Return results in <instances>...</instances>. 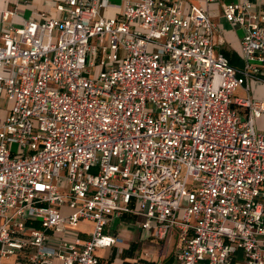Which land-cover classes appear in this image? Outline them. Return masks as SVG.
I'll list each match as a JSON object with an SVG mask.
<instances>
[{
	"label": "built area",
	"instance_id": "2783aa9c",
	"mask_svg": "<svg viewBox=\"0 0 264 264\" xmlns=\"http://www.w3.org/2000/svg\"><path fill=\"white\" fill-rule=\"evenodd\" d=\"M107 3L65 0L62 18L3 34L0 264H101L124 215L156 241L176 233L172 262L154 264H264V100L235 97L264 81V14L222 7L246 31L237 69L206 9L130 0L104 18Z\"/></svg>",
	"mask_w": 264,
	"mask_h": 264
},
{
	"label": "crops",
	"instance_id": "0c3cea01",
	"mask_svg": "<svg viewBox=\"0 0 264 264\" xmlns=\"http://www.w3.org/2000/svg\"><path fill=\"white\" fill-rule=\"evenodd\" d=\"M100 3L101 0H95ZM107 6L100 9L99 14L104 18L120 16L124 6L130 0H107ZM171 3H178L184 14L191 12L194 7L206 9L217 25L214 37L216 51L224 55L230 64L243 69L245 62L242 58V40L246 33L245 29L229 23L223 16L222 7L224 4L237 3L241 0H168ZM65 3V0H0V47L3 45V34L12 28H22L26 21L46 13L54 18H62L64 13L58 11L57 7ZM252 9L264 14V0H251ZM264 78V67L263 76ZM241 92L243 98L250 96L254 99L264 100V81L253 80L251 90L246 92L244 88ZM68 212L67 209H63ZM141 218L124 215L122 217H112L106 232L117 235L123 239L124 243L120 246L99 249L97 255L101 264H154V261L162 260L170 263L178 247L176 233L165 241H156L152 237V232L143 230L140 226ZM94 224L87 222L83 229H78V234L83 240H89L93 231ZM70 233V232H69ZM71 234V233H70ZM71 236V235H70ZM69 236V237H70ZM73 237L71 236L70 239ZM150 252L153 256L152 261L142 258L143 252ZM26 263L25 255L19 254L6 260L7 264H17L18 261Z\"/></svg>",
	"mask_w": 264,
	"mask_h": 264
},
{
	"label": "rangeland",
	"instance_id": "374dc122",
	"mask_svg": "<svg viewBox=\"0 0 264 264\" xmlns=\"http://www.w3.org/2000/svg\"><path fill=\"white\" fill-rule=\"evenodd\" d=\"M238 96V97H242V93L241 92H238L236 93L235 97ZM251 98L254 99V97L252 96L251 94ZM7 107H8V103L5 99H0V119L3 120L5 119V117L7 116ZM258 125H259V128L262 129V126L264 125V118L262 120H259L258 121ZM264 190V188H263ZM87 222H83L79 225V227L77 228V230L79 229H83L85 226H86Z\"/></svg>",
	"mask_w": 264,
	"mask_h": 264
}]
</instances>
